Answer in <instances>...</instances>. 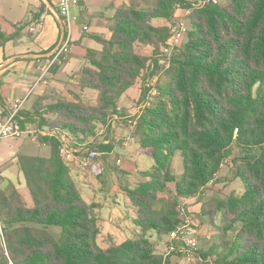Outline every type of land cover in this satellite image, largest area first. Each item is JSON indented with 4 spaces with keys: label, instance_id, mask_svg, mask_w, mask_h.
<instances>
[{
    "label": "trees",
    "instance_id": "trees-1",
    "mask_svg": "<svg viewBox=\"0 0 264 264\" xmlns=\"http://www.w3.org/2000/svg\"><path fill=\"white\" fill-rule=\"evenodd\" d=\"M151 1L147 9L120 8L110 20L112 38L100 40V56L88 52L91 67L80 73L79 86L97 92L94 103L63 99L42 107V99L32 111L22 112L23 127L36 123L41 130L66 131L78 143L94 138L99 125L107 126L108 134L120 100L137 86L154 57H161L168 40L169 27L152 22L170 23L178 8L191 11L190 31L172 56L169 81L158 86V98L136 118L133 130L144 154L155 162L143 173L148 181L123 188L136 209L133 222L140 234L121 242L105 236L100 205L82 198L59 155V141L45 137L40 142L50 145V158L20 160L33 207L14 184L0 188L9 254L0 256V264H172L158 252L152 236L165 239L177 227L181 201L196 198L216 182L234 149L239 155L233 159V178L241 181L244 193L212 196L199 213L216 228L217 249L225 250H199L196 260L264 264V0L200 7L188 0ZM25 26L8 35L0 25V48ZM96 147L112 150L110 145ZM178 154L180 176L174 174ZM218 217L220 224L215 225ZM50 227L61 229L59 240ZM231 232L235 236L230 243Z\"/></svg>",
    "mask_w": 264,
    "mask_h": 264
},
{
    "label": "crops",
    "instance_id": "crops-1",
    "mask_svg": "<svg viewBox=\"0 0 264 264\" xmlns=\"http://www.w3.org/2000/svg\"><path fill=\"white\" fill-rule=\"evenodd\" d=\"M188 1L191 2L192 0ZM135 2L143 6L141 0H88L86 3H81L79 7H73L71 10L73 25L70 53L62 66H53L47 78V83L34 89L29 96L24 111H32L35 104L42 99L43 103L49 104L63 99L70 102L82 100L86 103H94L98 96L97 92L90 89L83 90L79 86L80 73L84 68L91 67L88 52L96 53L97 57L100 56L103 51L100 40L109 41L112 38V32L109 29L110 20L115 17L120 8L132 7ZM149 3L153 5L151 2ZM169 24L166 20H154L152 22L155 27H168ZM0 25L8 35L16 33V27L21 28L26 25L23 30L17 33L14 40L0 48V96L2 101L0 110L4 109L7 112L15 99L23 98L29 93L33 84L52 61L56 49L67 38L68 31L66 21L59 13L58 4L55 0H0ZM85 27H88V31L84 30ZM146 53L149 54V50ZM140 96L141 92L138 86L122 97L117 109L119 119L130 117L121 116L123 112L128 111L130 113L133 110L132 105L135 104L133 102L137 101ZM2 119L3 117L0 115V121ZM115 124H118V122ZM134 127L114 125L111 138L102 139L101 142L97 138V145L104 143L106 146H112V150L100 152L96 161L89 168H84L79 163L68 166L82 198L89 204L96 203L100 205L98 213L104 223V230H110V224L118 226L116 225L117 220L124 219L126 216L127 220L123 222L124 225L118 226V230H124V227L126 230H130V239L139 235L140 229L133 222L136 209L124 193L123 188L132 187L133 181H139L138 184L148 181L143 177V173L151 171L155 166H152V164L146 165L149 169L140 167L144 159L143 156L150 157L142 151L134 135ZM92 141L94 140L90 139L86 143L93 146ZM13 142L15 144L0 150V161L3 159L12 161L13 168L18 169L19 172L15 177L7 174V172L2 176L6 177L18 190L21 189V186L17 184V180L21 182L22 177H24L31 197L20 160L25 157L50 158L51 147L30 137L13 140ZM176 156L178 158L174 159V174L180 176L182 174V161L179 154ZM119 160L121 163H118ZM176 168H179V173H176ZM225 170V166L222 167L216 182L199 196L197 200L199 206H191V209L201 208L202 204L212 196L224 199L232 193L238 195L244 193L241 181L234 179L232 176L226 177ZM90 175L100 184V194L88 181ZM110 185L113 189L117 187L120 196L124 197L123 199L116 196L112 205L110 200L104 203L102 197L103 192ZM222 187L225 190L228 188L233 190L228 195L223 196L218 192ZM170 189H172L171 186ZM235 189H237V192L234 191ZM187 202L192 204L195 200L192 199ZM31 207H33V201L32 206L29 208ZM202 230L204 229L201 228L199 235L203 232ZM111 236L116 238L117 241L119 240L116 236Z\"/></svg>",
    "mask_w": 264,
    "mask_h": 264
},
{
    "label": "built area",
    "instance_id": "built-area-1",
    "mask_svg": "<svg viewBox=\"0 0 264 264\" xmlns=\"http://www.w3.org/2000/svg\"><path fill=\"white\" fill-rule=\"evenodd\" d=\"M55 1L58 4L59 13L64 17L66 21L68 31L67 38L56 49L53 54L52 61L50 62L46 70L42 73V75L33 84L32 88L29 90V93L23 98L15 99L7 112H5L4 109L0 110V115L3 117L2 121H0V142L7 139L20 140L24 137H30L35 141H40L41 138L45 137L55 138L59 141V155L67 166L70 167L73 166V164L75 163H79L82 167L89 168L100 155L101 151H99L97 148L95 149L94 146L98 144L96 142V139L98 137H104L107 134V126H98L97 134L95 138H92L94 140L92 141L93 146H90L88 143H78L77 141H75L74 138H72L71 134L66 131L48 129L41 130L38 127L33 128L31 124H27L25 127L22 126V121L24 120L22 112L24 111V107L29 99V96L36 87L41 84L47 83V78L53 66H62L65 60L67 59L68 54L70 53L71 30L73 25L71 15L72 8L79 7L81 3H86L88 0ZM210 2L218 4L217 0H203L196 3L194 6L200 7ZM178 12H181V14L183 13V17L175 19L173 18V20L170 22L168 26L169 37L166 43L163 45L162 55L160 57L161 64L167 70L171 67L173 54L177 51L178 48H180L181 43L190 31L188 16L191 14V11L188 9L178 8L176 13ZM84 30L88 31V27H85ZM147 87H149L150 90L147 93L148 95L146 100L142 102L140 106H138L137 117L141 115L145 108L150 107L151 101L154 99V97L159 95V91L154 88V86L147 85ZM118 120L120 119L118 115L115 114L109 120L108 126L112 128V126H114L115 123L118 122ZM134 123L135 126L136 121ZM118 163H121V161L119 160ZM226 165H229L228 160L223 163L222 167ZM214 183L215 182H211L208 187L212 186ZM199 196H197L193 200L197 201ZM187 201L189 200L181 201L178 207L180 222L177 227L172 230L167 236L166 244L164 245L163 256L165 258H168L172 255H180L184 262L193 263L196 260L198 251L200 250V239L199 232L194 227L192 218L190 217L189 210L187 207L189 203ZM6 229L7 227L0 219V256L5 255L6 257H8L9 254Z\"/></svg>",
    "mask_w": 264,
    "mask_h": 264
},
{
    "label": "rangeland",
    "instance_id": "rangeland-1",
    "mask_svg": "<svg viewBox=\"0 0 264 264\" xmlns=\"http://www.w3.org/2000/svg\"><path fill=\"white\" fill-rule=\"evenodd\" d=\"M217 1H218V4H221V5H225L229 2V0H217ZM149 2H151V4H152V1L141 0V3L143 6H140L141 4H137L136 2L133 5L137 8H149V7L153 6V5H150ZM191 2H194L196 4L195 0H192ZM180 17H183V13L181 14V12L176 13L174 19L180 18ZM185 39L181 43L180 47H182V45L184 44ZM146 51L147 50H145V52ZM149 54H151V50H149ZM154 58L155 59L152 60V65L149 67L148 71L145 72L144 76H142L138 82V86L140 87V92H141L140 98L137 101L133 102L135 104L132 105L133 110L130 113L128 111H125V112H123V115L121 116V117L130 116V117L127 119L124 118V119L118 120V124H115V126H117V125H119L121 127L129 126L132 128V126H134V124H135L134 122L136 121V118L138 116L137 115L138 106H140L142 104V102H144L147 98L148 94L146 96H144V93L145 92L148 93V90H150L149 87H147V85H150V86L152 85V86H154V88H156L158 90L159 85H165L166 82L169 81L170 77H169L168 72L170 69H168V70L165 69V67L161 64L160 58L159 59H158V57H154ZM138 86H136V87H138ZM158 96L154 97V99L151 101V105L153 104V102L156 101ZM48 104L49 103H42V107L47 106ZM118 117L120 118V116H118ZM31 125L33 126V128H37L36 123H31ZM113 132H114V126H112V128H110V131L107 135H105L104 137H98V141L101 142L102 139L105 140L107 138H111ZM12 144H15V142H13V140H11V139H7V140L0 142V150L4 149L5 147H8ZM103 145H105V144H103ZM234 152H235V155L233 157H230L228 160L229 165L225 166V169H226L225 171L227 174L226 177H230V176L233 177V173H232L234 170L233 159L237 158V156L239 155V151H237V149H234ZM143 158H144L143 162L140 166L142 169H149V168H147L146 165H150V164H152V166L155 165V163L152 159L145 157V156H143ZM5 172H7V174H10V175L15 177V175L18 174L19 171H18V169L13 168L12 161H10V160L8 161L6 159H3L2 161H0V188H2V189H5V188L7 189L8 184L11 183L10 181H8L6 179V177L2 176ZM177 172L178 173L180 172L179 168H176V173ZM223 178H225V177H223ZM88 181L92 183L94 189L100 194V192H101L100 186H99L100 184L97 183V181L95 180V178L92 175L89 176ZM138 182L139 181H133V183H134L133 186L137 185ZM17 184L19 186H21L20 187L21 189H19V190L23 193L27 206L28 205H29V207L32 206V200H31V197H30L29 192L27 190L24 177H22L21 182L17 180ZM171 188L174 189V186L171 185ZM117 190H118L117 187L115 189H113L111 185L109 186V188H106L105 192H103V195H102L103 202L106 203V201L110 200V204L112 205V204H114V200H115L116 196L124 199L123 196H120V194ZM231 190H233V189L228 188L227 190H225L224 187H222L221 189H219L218 192H220L221 195L226 196L230 193ZM224 191H225V193H224ZM234 191L237 192V189H235ZM171 196L172 195H170V194H166L167 199L171 198ZM123 204H124V201H123ZM191 206L192 207L199 206V201H195L192 204L189 203L187 205V207L189 210L190 217L192 218V222H193L194 227L198 230V232L201 230V228L204 229V230H202L203 232L200 233V235H199L200 250L203 253H208V252L212 253V251H216L218 254H222L225 249L223 247L217 249V246L220 244V241L218 238V232H217L216 228L210 224V222L207 218H203L201 215H199L200 208L197 210H194V209H191ZM126 220H127L126 216L124 217V219H118L116 225H118V226H120L122 224L124 225L123 222H125ZM219 221L220 220L218 217L214 221L215 225H219L220 224ZM118 226L110 224V226H109L110 230H103L105 232V236L107 237L109 234L114 235L120 240V242L125 241V240H130V233H129L130 230H126L125 227L123 228L124 230H122V229L118 230ZM48 231L57 240L60 239V237H61V229L60 228L50 227L48 229ZM234 236H235V233L231 232L229 237H228V240L230 241V243L234 240ZM152 238H153V242L155 243L156 249L158 250L159 253H162L163 252L162 248H163V245L166 244L167 237H165V239H163V238H159L156 235H153ZM170 259H171L172 264H198V262L200 261L199 259H197L193 263H186V262H183L182 258H180L178 256H171ZM212 259H209L208 261L211 262Z\"/></svg>",
    "mask_w": 264,
    "mask_h": 264
}]
</instances>
